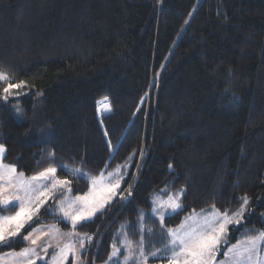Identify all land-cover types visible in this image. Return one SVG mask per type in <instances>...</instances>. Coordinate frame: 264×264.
Segmentation results:
<instances>
[{"label":"trees","instance_id":"obj_1","mask_svg":"<svg viewBox=\"0 0 264 264\" xmlns=\"http://www.w3.org/2000/svg\"><path fill=\"white\" fill-rule=\"evenodd\" d=\"M0 68L27 82L0 99L3 162L27 177L50 153L58 176L61 164L126 167L132 195L79 230L97 238L149 212L152 194L182 188L167 227L213 205L234 211L247 195L230 243L264 231V0H0ZM88 187L73 180L72 194ZM46 215L34 224L60 220ZM94 245L87 264L107 259L106 237Z\"/></svg>","mask_w":264,"mask_h":264},{"label":"snow or ice","instance_id":"obj_2","mask_svg":"<svg viewBox=\"0 0 264 264\" xmlns=\"http://www.w3.org/2000/svg\"><path fill=\"white\" fill-rule=\"evenodd\" d=\"M0 83L4 85L0 90V99L5 102L20 94L16 89L27 86L24 80L14 82V76L3 68H0ZM111 111L107 97L98 102V113ZM17 119L23 127L25 121L20 110H17ZM5 152V145L0 143V247L13 248L19 241L27 242L19 251L7 253L6 264H37V261L41 260L45 261V264H67L70 256L72 264H83L82 253L93 243V236L78 231L77 226H87L86 222L91 221L97 212H102L117 195L121 200L126 199L122 192H127L128 196L132 195L131 184L121 190V182L124 179V173L121 171L123 166H117L107 174L100 172L91 175L81 167L70 168L67 164H61L60 171L63 175L58 176L54 163L55 153H50L53 163L25 179V174L18 172L16 166L3 163ZM168 167L171 169L172 165L169 164ZM73 180L86 181L89 185L88 191L83 195H72ZM57 193H60L57 210L49 214L60 215L57 223H70L71 231L66 233H62L56 224L37 228L33 223L40 209L49 200L55 199ZM183 195L182 188L168 195L166 199L157 195L152 200L151 216L146 217L140 212L136 224L122 225L123 239L113 240L104 264H149V257L144 251V234L152 235L153 229L147 221L158 218L163 229L166 214L171 216L182 208ZM248 208L249 198L244 195L235 211H221L213 205L211 212L203 216L188 217L179 228L167 229L166 235L169 239L165 248L171 254L162 257V261H166V264H216L220 246L227 240L229 226L240 225ZM5 211L14 214L5 215ZM188 220L191 223H187ZM26 226L27 232L24 231ZM129 228L140 234L136 244L128 238ZM65 236L69 239L63 241ZM72 237L76 239H71ZM261 247H264V231L249 237L243 247L234 245L228 248L225 257L227 259L230 256L234 264H251ZM49 249H53L50 262L46 260ZM159 254L157 250L153 251L151 256L155 258Z\"/></svg>","mask_w":264,"mask_h":264},{"label":"rangeland","instance_id":"obj_3","mask_svg":"<svg viewBox=\"0 0 264 264\" xmlns=\"http://www.w3.org/2000/svg\"><path fill=\"white\" fill-rule=\"evenodd\" d=\"M103 114L105 115L107 113H103ZM3 163H5V162H3ZM5 164H7V163H5ZM116 168H114V169H116ZM114 169L110 170L109 172H112ZM121 171L124 173V179L121 182V190H122L123 182H124V180L126 178V175H127L126 167L123 166L121 168ZM24 178L27 179V178H30V177L24 176ZM87 191H88V189L86 190V192ZM86 192H84L83 194H85ZM83 194H77V195H83ZM122 194L124 195L125 192H122ZM58 195H60V193H57V196H56L55 199L49 200L48 203L45 204L40 209V212L38 213L37 217L34 219L33 223H35V221L38 220V219L47 218V215L46 214H49V212H52V211H56L57 210L58 202H59V199H60V197H58ZM157 195H159L163 199H166L167 198V197H164L163 195H161L160 193L152 194L150 196L151 206H152V200ZM120 200L121 199H120V196L119 195H117L112 200L111 204L108 205V206H110V205H112L115 202V206L112 207L111 211L116 207V205L118 204V201H120ZM211 210H212V206H210V207H208V208H206L204 210H201V211L193 212L192 214H189L188 216H186L178 225L173 226V227H167L165 225V221H164V228L163 229L160 227L158 218H153L152 220H148L147 221V224L153 229L152 235L149 236V235H147V233L144 234V251H145V254L148 255V257H149V264H166V261H162V257H166V256H168V255L171 254L165 248V245L168 243V239H169L167 237V235H166L167 229H169V228H171V229H177V228H179L181 226V224H184L186 222V220H187L188 217H191V216H194V215L195 216H203L205 213L211 212ZM248 210H249V208L246 210V213L248 212ZM140 212H143L146 217L151 216L152 207H151V209H150L149 212L139 211V213ZM99 213H101V212H97V214H99ZM246 213H245V215H246ZM3 214H5V215H11V214H14V213L5 211ZM97 214H96V216H97ZM173 214L174 213H172L171 216ZM138 215L136 217L135 222H133V223L132 222H120V223L114 224L113 226L110 225L104 232H101L100 235H99V237L97 236V238H96V234H97L96 232L93 234V233H90L88 230H82L81 231V230H79L77 228L78 231H80L82 233H89V234H91L93 236V243L91 245H88L87 251H85L84 253H82L83 264H87V260L86 259H87V254H88V252L90 250V247L92 245H94V244L96 245L97 243H99L103 237H106V240L108 241V244H109V253H110V251H111V244H112L113 240L114 239H116V240L123 239V234L121 232V226L122 225H134V224H136ZM166 217H169V216L166 214ZM94 218L95 217H93L92 220ZM262 218H263V222H264V214H263V217ZM57 219H60V215L59 214H57ZM242 222H243V219L241 220V223ZM64 223H66L68 225L67 228H63V227H61V225L59 223H55V222L38 223L35 226L37 228H39V227L50 226V225L56 224V226L58 228H60V230H61L62 233H66V232L71 231V225H70V223H68V222H64ZM187 223H191V221L188 220ZM239 226L240 225H238V226L237 225H230L229 226V229L230 230H229L228 235H227V240H226L225 243L221 244V246H220L219 252L217 253V256H216V264H220V262H223V264H234V261H233V259L230 256H229V258L226 259L225 253L227 252L228 248L233 247L234 245H239V246L243 247L244 244H245V242L248 239V238L247 239L240 238V239L236 240V242L230 243V238H231L232 231H234L235 229H237ZM26 228H28V227L26 226ZM26 228H25V230H26ZM25 232H27V231H25ZM128 238L131 239L134 242V244H136V242H138L139 239H140V234L135 229L129 228ZM68 239H69V237H66V236L63 237V241H66ZM71 239H76V237H72ZM95 240H96V243L94 242ZM23 242H24V246H26L27 242H25V241H23ZM53 244L55 245V241H53ZM157 250H159V253L160 254L157 257L153 258L151 256V253L153 251H157ZM137 251H138V249H137ZM52 252H53V249H49V256L46 258V260L49 261V262L51 261V254H52ZM7 253L8 252H4V253L0 254L1 255L0 256V264H6ZM122 253H123V249H122ZM122 258H123V255L121 256V259ZM37 264H45V261H43V260L37 261ZM67 264H72V257L71 256L69 257V260H68ZM91 264H104V262H102V263H94V262H92ZM251 264H264V247H261L260 249H258L257 256L254 257V259L251 262Z\"/></svg>","mask_w":264,"mask_h":264},{"label":"crops","instance_id":"obj_4","mask_svg":"<svg viewBox=\"0 0 264 264\" xmlns=\"http://www.w3.org/2000/svg\"><path fill=\"white\" fill-rule=\"evenodd\" d=\"M8 252H10V251H8ZM1 256V255H0Z\"/></svg>","mask_w":264,"mask_h":264}]
</instances>
